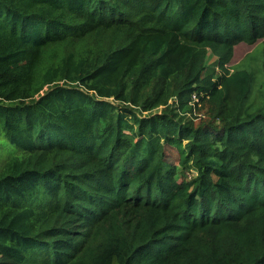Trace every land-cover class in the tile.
I'll list each match as a JSON object with an SVG mask.
<instances>
[{"label": "trees", "instance_id": "1", "mask_svg": "<svg viewBox=\"0 0 264 264\" xmlns=\"http://www.w3.org/2000/svg\"><path fill=\"white\" fill-rule=\"evenodd\" d=\"M262 40L264 0H0V264H264Z\"/></svg>", "mask_w": 264, "mask_h": 264}, {"label": "rangeland", "instance_id": "2", "mask_svg": "<svg viewBox=\"0 0 264 264\" xmlns=\"http://www.w3.org/2000/svg\"><path fill=\"white\" fill-rule=\"evenodd\" d=\"M212 62V60H210ZM232 67L235 69H245L255 74L256 82L253 87L252 99H256L259 104L260 100L264 98V40L255 45L241 44L237 47ZM201 113V114H200ZM197 112L200 114V119L194 121L195 126H199L205 122L208 117L204 116L203 110ZM14 147H12L4 136H0V163L7 160L12 154ZM169 158L172 162L178 163V153L174 150L169 152ZM190 177L193 174L187 173Z\"/></svg>", "mask_w": 264, "mask_h": 264}, {"label": "built area", "instance_id": "3", "mask_svg": "<svg viewBox=\"0 0 264 264\" xmlns=\"http://www.w3.org/2000/svg\"><path fill=\"white\" fill-rule=\"evenodd\" d=\"M192 99H193V102H195V103L199 102V98L197 97V95H194Z\"/></svg>", "mask_w": 264, "mask_h": 264}]
</instances>
